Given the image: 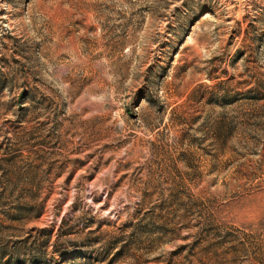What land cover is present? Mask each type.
<instances>
[{
    "label": "rangeland",
    "instance_id": "rangeland-1",
    "mask_svg": "<svg viewBox=\"0 0 264 264\" xmlns=\"http://www.w3.org/2000/svg\"><path fill=\"white\" fill-rule=\"evenodd\" d=\"M0 264H264V0H0Z\"/></svg>",
    "mask_w": 264,
    "mask_h": 264
}]
</instances>
